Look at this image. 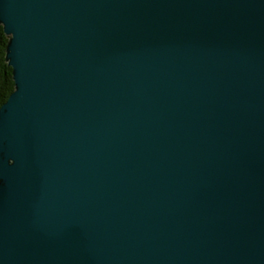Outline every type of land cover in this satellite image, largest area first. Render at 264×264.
Returning a JSON list of instances; mask_svg holds the SVG:
<instances>
[{"label":"water","instance_id":"1","mask_svg":"<svg viewBox=\"0 0 264 264\" xmlns=\"http://www.w3.org/2000/svg\"><path fill=\"white\" fill-rule=\"evenodd\" d=\"M0 264H264V0H0Z\"/></svg>","mask_w":264,"mask_h":264},{"label":"trees","instance_id":"2","mask_svg":"<svg viewBox=\"0 0 264 264\" xmlns=\"http://www.w3.org/2000/svg\"><path fill=\"white\" fill-rule=\"evenodd\" d=\"M8 38L4 35L0 26V106L7 100L13 92V81L11 68L5 61V47Z\"/></svg>","mask_w":264,"mask_h":264}]
</instances>
